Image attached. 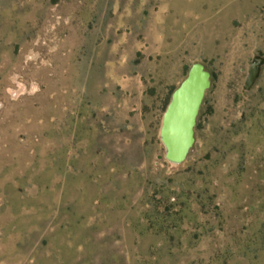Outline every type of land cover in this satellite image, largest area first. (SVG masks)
<instances>
[{"label":"rangeland","instance_id":"obj_1","mask_svg":"<svg viewBox=\"0 0 264 264\" xmlns=\"http://www.w3.org/2000/svg\"><path fill=\"white\" fill-rule=\"evenodd\" d=\"M256 55L264 0H0V264H264ZM194 62L176 164L160 129Z\"/></svg>","mask_w":264,"mask_h":264},{"label":"water","instance_id":"obj_2","mask_svg":"<svg viewBox=\"0 0 264 264\" xmlns=\"http://www.w3.org/2000/svg\"><path fill=\"white\" fill-rule=\"evenodd\" d=\"M264 55H256L249 67L244 85L250 90L259 78ZM211 85V72L202 62H194L186 77L171 94L164 111L160 129L166 147L165 157L180 164L188 156L195 142V127L207 89Z\"/></svg>","mask_w":264,"mask_h":264},{"label":"trees","instance_id":"obj_3","mask_svg":"<svg viewBox=\"0 0 264 264\" xmlns=\"http://www.w3.org/2000/svg\"><path fill=\"white\" fill-rule=\"evenodd\" d=\"M168 105V104H167ZM167 107V106H166Z\"/></svg>","mask_w":264,"mask_h":264},{"label":"bare ground","instance_id":"obj_4","mask_svg":"<svg viewBox=\"0 0 264 264\" xmlns=\"http://www.w3.org/2000/svg\"><path fill=\"white\" fill-rule=\"evenodd\" d=\"M24 88V87H23Z\"/></svg>","mask_w":264,"mask_h":264}]
</instances>
